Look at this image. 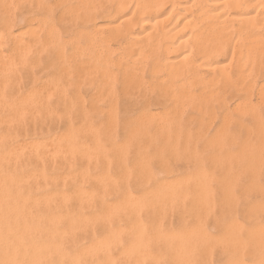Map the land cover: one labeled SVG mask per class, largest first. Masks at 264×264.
<instances>
[{
    "label": "rangeland",
    "instance_id": "rangeland-1",
    "mask_svg": "<svg viewBox=\"0 0 264 264\" xmlns=\"http://www.w3.org/2000/svg\"><path fill=\"white\" fill-rule=\"evenodd\" d=\"M165 1L0 0V224L14 230L0 225V264H264V20L255 32L220 23L230 33L213 42V25L202 26L197 40L219 51L206 48V60L187 37L181 49L193 52L173 76L165 60L180 52H162L155 30L118 23L119 7L129 15L137 3H157L147 18L159 30L174 5L194 10V0Z\"/></svg>",
    "mask_w": 264,
    "mask_h": 264
},
{
    "label": "bare ground",
    "instance_id": "bare-ground-1",
    "mask_svg": "<svg viewBox=\"0 0 264 264\" xmlns=\"http://www.w3.org/2000/svg\"><path fill=\"white\" fill-rule=\"evenodd\" d=\"M132 1V0H131ZM175 1V0H174ZM185 1H187V0H185ZM119 2V1H118ZM163 2H164V0H163ZM165 2H167V0L165 1ZM129 3V2H128ZM113 4V3H112ZM165 4V3H164ZM166 4H168V3H166ZM193 5H194V7H193V9L194 10H192V11H190V9L192 8V6H191V2L190 3H188V2H183V3H181V4H178V7H177V9H175V7L173 6V8L174 9H172L168 14H169V19L170 20H172L173 22H171V26L169 27V28H167L166 30L163 28V30H159L158 29V27L156 26V24H157V22H153L152 20H148V18L147 17H149V16H153V15H156V13H154L155 12V9L157 8V3L156 2H150V3H146V4H140V3H137L136 5H135V7H133L134 8V10L129 14V15H126L127 14V8L126 9H122V7L120 6L119 8H121V10H120V12H118L119 10H118V7H116L117 8V12L119 13V17L121 16V19H119V24H121L122 25V23L124 22V24H125V22H127V23H129L130 25L132 24L133 25V29H134V25H139L141 28H142V30H146L147 28L148 29H151L152 30V32L155 30V32H153L154 34L156 33V36H157V34H159V36L160 37H163L164 38V40H165V43H164V45H163V48H162V52L164 51L165 53H167V54H169V55H171L170 53H172V52H175L173 55H177L179 52V55L178 56H176V57H174V58H169L167 61L165 60V68H166V66L169 68V70H170V73H172L173 72V76H174V72L176 73V72H180V66L183 64V62H184V60H185V58H186V56H187V54H188V56H189V51L191 52H193V50H192V48H190V50L189 51H184L183 49H181L182 48V45L184 44V43H186L187 41H188V38H190V37H195V41H196V43H197V45H196V43H195V45L197 46V48H198V52H199V54L201 53L203 56H204V58L207 56H209L208 55V52H209V49L207 50L206 48H210L211 49V45L210 46H208V47H206L205 48V46H203V45H205V44H203V42L202 43H200L199 41L201 40V39H199L200 38V28H202V26H204V25H206V24H210V25H215V24H211V22H213V21H217L219 24L221 23H223V25H227V24H225V22L227 23V21L228 22H230V21H232L233 20V22L236 20V22L237 21H240V22H242L243 24H245V27H242L243 28V30H244V28L247 30V32H248V30H252V31H256V29L258 28L259 29V27H257L258 25L257 24H259V23H257V22H260V25L259 26H262V24H261V21H259V20H262V22H263V20H264V0H194V2L192 3ZM114 5H116V4H114ZM130 5V4H129ZM132 5V4H131ZM119 6V5H118ZM189 12H191V14H188ZM139 14V15H138ZM89 16H93V15H89ZM88 18V17H87ZM93 18H94V16H93ZM257 18H259L258 19V21H257ZM106 19V18H105ZM121 20V21H120ZM90 22V21H89ZM115 22V21H114ZM122 22V23H121ZM167 22V21H166ZM126 23V24H127ZM112 24V23H111ZM170 24V23H169ZM220 24V25H221ZM243 24H239L240 26H242ZM118 25V24H117ZM129 25V26H130ZM219 25V26H220ZM223 25H221V27H211V30L208 32V34H207V36L210 38V40L213 42V41H216V39H218V37L220 36V33L221 34H223V32L225 33V31L227 30V26H223ZM232 24H231V22H230V26H231ZM116 26V25H115ZM115 26L113 25V26H109V27H114L115 28ZM120 26V25H119ZM118 26V27H119ZM179 26V27H178ZM215 26H217V25H215ZM244 26V25H243ZM106 27V26H105ZM117 27V26H116ZM118 27L117 28H115V30L116 29H118ZM125 28H129L128 26L126 27V26H124ZM132 27V26H131ZM162 27H163V25H162ZM229 27V26H228ZM254 27H256V29L255 30H253V28ZM110 28V29H111ZM141 28H140V30H141ZM183 28V29H182ZM184 28L186 29V28H188L189 29V31L190 32H188V36H187V34H186V38L185 39H182L183 38V35L186 33H184L183 35L181 34L182 32L181 31H183L184 30ZM120 29V28H119ZM121 29H124V28H121ZM132 29V28H131ZM132 29V30H133ZM147 29V30H148ZM180 29H181V31H180ZM226 29V30H225ZM230 29V28H229ZM233 29V28H232ZM240 29V28H239ZM260 29H261V27H260ZM259 29V30H260ZM94 30H95V28H94ZM98 30V29H97ZM112 30V29H111ZM114 30V29H113ZM126 30V29H125ZM141 30V31H142ZM238 30V29H237ZM241 30V29H240ZM240 30H239V35H240ZM90 31V30H89ZM96 31V30H95ZM139 31V30H138ZM159 31H161V32H159ZM227 31H230V30H227ZM226 31V32H227ZM249 31V32H250ZM101 32V31H100ZM114 32V31H113ZM126 32H129V30L127 31L126 30ZM125 32V33H126ZM130 32H131V30H130ZM140 32V31H139ZM143 32V31H142ZM184 32V31H183ZM232 32V31H231ZM238 32V31H237ZM246 32V31H245ZM253 32V33H254ZM90 33V32H89ZM92 33V32H91ZM105 33V32H104ZM110 33H112L111 31H110ZM153 33H152V35H153ZM227 33H230V32H227ZM224 34L225 35V37H226V35H228V34ZM250 33H252V32H250ZM249 33V36H251L252 34H250ZM96 34V33H95ZM117 34V33H116ZM122 34V33H121ZM129 34V33H128ZM151 34V33H150ZM88 35V34H87ZM86 35V36H87ZM91 35V34H90ZM99 35V34H98ZM120 35V34H119ZM126 35V34H125ZM132 35V34H131ZM130 35V36H131ZM144 35V34H143ZM233 35V34H232ZM244 35H246L245 33H244ZM248 35V34H247ZM94 36H96V35H94ZM113 36V35H112ZM128 36V35H127ZM151 36V35H150ZM155 36V35H154ZM153 36V37H154ZM206 36V37H207ZM231 36V35H230ZM256 35L254 34V37H255ZM259 36H261V35H259ZM109 37V36H108ZM116 37V36H115ZM141 37V36H140ZM140 37H139V39H140ZM147 37V36H146ZM188 37V38H187ZM223 37V36H222ZM243 37V36H242ZM246 39H248L249 37L248 36H244ZM248 37V38H247ZM254 37H251L252 39H250L251 41H253L252 42V44H253V46H255V48H256V46L257 47H261L260 46V43L259 42H261V43H263L261 40L259 41V42H257V41H255L254 42ZM111 38V37H110ZM224 38V37H223ZM236 38H240V37H236ZM256 38V37H255ZM258 38H260V37H258ZM262 38V37H261ZM263 38H264V36H263ZM263 38H262V40H263ZM89 39V38H88ZM114 39V38H113ZM134 39V38H133ZM138 39V38H137ZM148 39V38H147ZM197 39H199V41L197 40ZM228 39H229V37H228ZM257 39V38H256ZM107 40H108V38H107ZM111 40V39H110ZM135 40V39H134ZM144 40V39H143ZM191 40V39H190ZM207 39H205L204 41H206ZM237 40V39H236ZM258 40V39H257ZM136 41V40H135ZM202 41V40H201ZM248 41H249V39H248ZM250 41V42H251ZM264 41V40H263ZM145 42V41H144ZM147 42V41H146ZM157 43H158V41H156ZM209 42V41H208ZM207 42V43H208ZM250 42H249V44H247V47L245 48V49H247L248 48V45L250 46L251 44H250ZM136 43V42H135ZM143 43V42H142ZM149 43V42H148ZM155 43V42H154ZM211 43V42H210ZM209 43V44H210ZM108 44V43H107ZM151 44V43H150ZM203 44V45H202ZM246 44V43H245ZM255 44V45H254ZM109 45V44H108ZM135 45V44H134ZM159 45V44H158ZM192 44H190V46H191ZM208 45V44H207ZM214 47L210 50V53H211V51L213 52V51H219V48H218V44L216 45V44H212ZM263 47H264V45L263 44H261ZM105 46V45H104ZM128 46V45H127ZM223 46V45H222ZM239 46H240V44H239ZM242 46V45H241ZM121 47V46H120ZM151 47H153L152 46V44H151ZM159 47V46H158ZM161 47H162V44H161ZM160 47V48H161ZM192 47V46H191ZM244 47V46H243ZM263 47H261L262 49H263ZM144 48V47H143ZM142 47L140 48V49H143ZM156 48V47H155ZM158 49V50H160L161 51V49ZM238 48L239 47H237V50H238ZM251 48V47H250ZM254 48V47H253ZM252 48V49H253ZM124 49H125V47H124ZM195 49V48H194ZM222 49L224 50L225 49V47H222ZM249 49V48H248ZM257 49H259V48H256L255 50H257ZM111 50V49H110ZM150 50H151V48H150ZM207 50V52H205ZM240 50H242V49H240ZM264 50V49H263ZM107 51H108V49H107ZM127 51V50H126ZM125 51V52H126ZM184 51V52H183ZM246 51V50H245ZM250 51H252V50H250ZM261 51V50H260ZM110 52V51H109ZM141 52V51H140ZM185 52H188V53H186V56H185ZM221 52V51H220ZM237 52H239V51H237ZM255 52V51H254ZM262 52V51H261ZM103 53V52H102ZM105 53V52H104ZM111 53V52H110ZM143 53V52H142ZM152 53V52H151ZM154 53V52H153ZM155 53H156V50H155ZM159 53V52H158ZM217 53H219V52H217ZM241 53H243V51L241 52ZM248 53V52H247ZM252 53V52H251ZM258 53V52H257ZM107 54H109V53H107ZM144 54V53H143ZM148 53L146 52V55H147ZM200 54V55H201ZM214 54H216V52L214 53ZM263 54V53H262ZM106 55V54H105ZM122 55V54H121ZM126 55V54H125ZM145 55V54H144ZM150 55V54H149ZM168 55V56H169ZM206 55V56H205ZM232 55V54H231ZM241 55V54H240ZM255 55V54H254ZM264 55V54H263ZM90 56V55H89ZM107 57H108V55H106ZM119 56V55H118ZM152 56H154V55H152ZM187 56V57H188ZM194 56H196V55H194ZM199 56V55H198ZM211 56V55H210ZM252 56H253V53H252ZM258 56V55H257ZM260 56V55H259ZM147 58H148V56H146ZM199 57H201V56H199ZM206 57V58H207ZM213 57V56H212ZM237 57H239L238 55H237ZM241 57V56H240ZM240 57H239V59H240ZM244 57V56H243ZM246 57H248V56H246ZM261 57V56H260ZM106 58V57H105ZM123 58V57H122ZM141 58H143V57H141ZM159 58V57H158ZM208 58H210V57H208ZM208 58L206 59V60H208ZM90 59H92V58H90ZM150 59H151V56H150ZM153 59V58H152ZM165 59V58H164ZM231 59V58H230ZM238 59V60H239ZM244 59H245V57H244ZM259 59H261V58H259ZM263 59V58H262ZM88 60V59H87ZM104 60V59H103ZM121 60V59H120ZM143 60V59H142ZM145 60V59H144ZM155 60H157V58L155 59ZM159 60V59H158ZM190 60V59H189ZM202 60H203V58H202ZM216 60V59H215ZM233 60V59H232ZM255 60V59H254ZM81 61V60H80ZM105 61V60H104ZM107 61H108V59H107ZM137 61V60H136ZM187 61V60H186ZM259 61V60H258ZM77 62V61H76ZM75 62V63H76ZM84 62V61H83ZM106 62V61H105ZM207 62V61H206ZM210 62V61H209ZM251 62H253V61H251ZM82 63V62H81ZM86 63V62H85ZM122 63V62H121ZM140 63V62H139ZM153 63H154V61H153ZM157 63V62H156ZM217 62H214V63H212V61H211V63H209V64H211V67L210 66H208L210 69H215V67H216V64ZM247 63V62H246ZM261 63V62H260ZM80 64V63H79ZM79 64H77V66L79 65ZM84 64V63H83ZM102 64V63H101ZM105 64V63H104ZM107 64H109V63H107ZM116 64V63H115ZM118 64H119V62H118ZM117 64V65H118ZM123 64V63H122ZM138 64V63H137ZM143 64V63H142ZM158 64V63H157ZM163 64V63H162ZM161 64V65H162ZM216 64V65H215ZM243 64H245V63H243ZM248 64V63H247ZM250 64H252V63H250ZM255 64H256V61H255ZM90 65V64H89ZM112 65V64H111ZM208 65V64H207ZM246 65V64H245ZM264 65V64H263ZM81 66V65H80ZM85 66V65H84ZM88 66V65H87ZM94 66V65H93ZM120 66V65H119ZM118 66V67H119ZM127 66V65H126ZM133 66V65H132ZM134 66H136V64L134 65ZM142 66V65H141ZM91 67V66H90ZM95 67V66H94ZM128 67V66H127ZM143 68H144V66H142ZM213 67V68H212ZM243 67V66H242ZM241 67V68H242ZM255 67V66H254ZM91 68H93V67H91ZM91 68H89L90 70H92ZM106 68V67H105ZM150 68V67H149ZM152 68V67H151ZM253 68V67H252ZM85 69V68H84ZM89 69H87V70H89ZM174 70V71H172V70ZM196 69H198V68H196ZM251 69V68H250ZM94 70V69H93ZM92 70V71H93ZM107 70V69H106ZM114 70V69H113ZM127 70H129V69H127ZM160 70H161V68H160ZM159 70V71H160ZM183 70H185V69H183ZM258 70V69H257ZM85 71V70H84ZM104 72H105V70H103ZM126 71V70H125ZM135 71V70H134ZM172 71V72H171ZM206 71H208V70H206ZM215 70H213V72H214ZM72 72V71H71ZM109 72V71H108ZM136 72V71H135ZM139 72V71H138ZM153 72V71H152ZM158 72V71H157ZM161 72V71H160ZM212 72V71H211ZM216 72V71H215ZM248 72H250V70L248 71ZM85 73V72H84ZM101 73V72H100ZM114 73V72H113ZM127 73V72H126ZM131 73V72H130ZM145 73V72H144ZM156 73V72H155ZM168 73H169V71H168ZM182 73V72H181ZM82 74V73H81ZM99 74V73H98ZM125 74V73H124ZM129 74V73H128ZM132 74V73H131ZM152 74H154V73H151V76H152ZM159 74V73H158ZM223 74V73H222ZM225 74V73H224ZM85 75V74H84ZM101 75V74H100ZM102 75H103V73H102ZM101 75V76H102ZM155 75V74H154ZM186 75V74H185ZM212 75V74H211ZM214 75V74H213ZM94 76V75H93ZM125 76V75H124ZM175 76H176V74H175ZM180 76H181V74H180ZM199 76V75H198ZM200 76H201V74H200ZM223 76V75H222ZM222 76H221V78H222ZM226 77H227V74L225 75ZM242 76V75H241ZM244 76V75H243ZM65 77H66V75H65ZM100 77V76H99ZM106 77H109V76H106ZM121 77V76H120ZM128 77H129V75H128ZM127 77V78H128ZM155 77V76H154ZM169 77H170V75H169ZM186 77V76H185ZM194 77V76H193ZM214 77V76H213ZM226 77H224L223 76V80H228ZM122 78V77H121ZM127 78H126V80H127ZM130 78V77H129ZM139 78V77H138ZM175 78V77H174ZM173 78V79H174ZM181 78V77H180ZM183 78H184V76H183ZM225 78V79H224ZM79 79V78H78ZM99 79V78H98ZM100 79H101V77H100ZM131 79V78H130ZM162 79V78H161ZM168 79V78H167ZM193 79V78H192ZM192 79H190V80H192ZM198 80H199V78H197ZM212 79H214V78H210V80H212ZM218 79H220V78H218ZM232 79V78H231ZM237 79V78H236ZM244 79V78H243ZM77 80V79H76ZM80 80L81 79H79V81L78 82H80ZM106 78H105V82L104 83H106ZM133 80V79H132ZM144 80V79H143ZM157 80H160V78H158ZM171 80V79H170ZM176 80V79H175ZM217 80V79H216ZM230 80V79H229ZM240 80H241V78H240ZM100 81V80H99ZM108 81V80H107ZM124 81V80H123ZM123 81H122V83H123ZM196 81V80H195ZM195 81H193V82H195ZM204 81V80H203ZM244 81V80H243ZM121 82V81H120ZM163 82V81H162ZM216 82V81H215ZM221 82V81H220ZM224 82V81H223ZM82 83V82H81ZM95 83V82H94ZM99 83V82H98ZM114 83V82H113ZM132 83H134V82H132ZM160 83V82H159ZM190 83V82H189ZM209 83H211V82H209ZM208 83V84H209ZM213 83V82H212ZM225 83H227V82H225ZM225 83H223V84H225ZM231 83V82H230ZM236 83V82H235ZM244 83V82H243ZM80 84V83H79ZM115 84V83H114ZM158 84V83H157ZM239 84V83H238ZM148 85V84H147ZM155 85V84H154ZM161 85V84H160ZM213 85H214V83H213ZM217 85V84H216ZM222 85V84H221ZM247 85V84H246ZM78 86V85H77ZM105 86V85H104ZM116 86V85H115ZM123 86V85H122ZM126 86H128V85H126ZM134 86V85H133ZM141 86V85H140ZM156 86V85H155ZM162 86V85H161ZM208 86V85H207ZM212 86V85H211ZM236 86V85H235ZM244 86V85H243ZM242 86V87H243ZM92 87V86H91ZM107 87V86H106ZM110 87H112V86H110ZM123 87H125V86H123ZM123 87L121 88L122 89V91L124 92V90H123ZM131 87V86H130ZM143 87V86H142ZM165 87V86H164ZM177 87H179V86H177ZM204 87V86H203ZM242 87H240V88H242ZM248 87V86H247ZM264 87V86H263ZM263 87H261V88H263ZM56 88H58V87H56ZM76 88V87H75ZM114 88V87H113ZM127 88V87H126ZM129 88V87H128ZM136 88V87H135ZM155 88V87H154ZM158 88V87H157ZM156 88V89H157ZM159 88H161V87H159ZM166 88H168L167 87V85H166ZM186 88V87H185ZM215 88V87H214ZM220 88V87H219ZM245 88V87H244ZM131 89H133L134 90V88H130V90ZM155 89V90H156ZM172 89H174V88H172ZM189 89V88H188ZM192 89V88H191ZM205 89V88H204ZM223 89V88H222ZM226 89H228V86L226 87ZM251 89V88H250ZM53 90H55V89H53ZM57 90V89H56ZM60 90V89H59ZM141 90V89H140ZM161 90V89H160ZM187 90V89H186ZM203 90V89H202ZM207 90V89H206ZM217 90V89H216ZM220 90V89H219ZM230 90V89H229ZM238 90V89H237ZM248 90V89H247ZM246 90V91H247ZM121 91V90H120ZM119 91V92H120ZM125 91H126V89H125ZM163 91V90H162ZM165 91V90H164ZM163 91V92H164ZM167 91L169 92V90H166V92L165 93H167ZM170 91H172L171 89H170ZM174 91V90H173ZM183 91H185V89H183ZM189 91V90H188ZM211 91V90H210ZM215 91V90H214ZM226 91V90H225ZM35 92V91H34ZM37 92V91H36ZM76 92H78V91H76ZM93 92H95V91H93ZM130 92V91H129ZM180 92V91H179ZM190 92V91H189ZM194 92V91H193ZM200 92V91H199ZM204 92V91H203ZM243 92V91H242ZM248 92H251V91H249L248 90ZM261 93H262V91H260ZM259 92V93H260ZM31 93V92H30ZM29 93V94H30ZM138 93V92H137ZM160 93H161V91H160ZM173 93V92H172ZM201 93V92H200ZM215 93V92H214ZM226 93V92H225ZM57 94V93H56ZM55 94V95H56ZM79 94V93H78ZM95 94V93H94ZM93 94V95H94ZM96 94H98V93H96ZM95 94V95H96ZM123 94H125V92L123 93ZM130 94V93H129ZM133 94H135V93H133ZM143 94V93H142ZM174 94V93H173ZM190 94V93H189ZM188 94V95H189ZM194 94H197L196 92H194ZM207 94V93H206ZM234 94V93H233ZM263 94V93H262ZM80 95V94H79ZM131 95H132V93H131ZM144 95V94H143ZM168 95H170V94H168ZM177 95V94H176ZM182 95V94H181ZM183 95H185L186 96V94H183ZM191 95V94H190ZM203 95V94H202ZM201 95V96H202ZM207 95H211L210 93L209 94H207ZM244 95V94H243ZM246 95V94H245ZM29 96V95H28ZM107 96H108V94H107ZM110 96H113V95H110ZM124 96H127V95H123V97ZM159 96V95H158ZM164 96V95H163ZM171 96V95H170ZM175 96V95H174ZM197 96H199V94L197 95ZM213 96V95H212ZM215 96V95H214ZM223 96V95H222ZM247 96V95H246ZM260 96V95H259ZM263 96H264V94H263ZM25 97H27V96H25ZM83 97V96H82ZM91 97H92V95H91ZM94 97H96V96H94ZM94 97H92V98H94ZM103 97H105V95L103 96ZM128 97V96H127ZM149 97V96H148ZM165 97V96H164ZM172 97V96H171ZM179 96H177L176 98H178ZM218 97V96H217ZM232 97V96H231ZM30 98V97H29ZM29 98H27V99H29ZM81 98V97H80ZM92 98L90 99V100H92ZM108 98H109V96H108ZM117 98V97H116ZM169 98V97H168ZM203 98H205V97H203ZM26 99V98H25ZM95 99V98H94ZM107 99V98H106ZM118 99V98H117ZM171 99V98H170ZM175 99V98H174ZM207 99V98H206ZM261 99H262V96H261ZM261 99H260V101H261ZM195 100H197L196 98H195ZM209 100H211V99H209ZM216 100V99H215ZM220 100V99H219ZM225 100V99H224ZM228 100H229V98H228ZM81 101V100H80ZM99 101H102V100H99ZM112 101H114V100H112ZM180 101H181V98H180ZM193 101V100H192ZM199 101V100H198ZM226 101V100H225ZM224 101V102H225ZM84 102V101H83ZM115 102V101H114ZM185 102H187V101H185ZM200 102V101H199ZM214 102H216V101H214ZM223 102V103H224ZM94 103H96V102H94ZM110 103H112V102H110ZM116 103V102H115ZM149 103V102H148ZM174 103V102H173ZM176 103V102H175ZM184 103V102H183ZM190 103V102H189ZM202 103V102H201ZM207 103H209V102H207ZM222 103V102H221ZM222 103V104H223ZM245 103H246V100H245ZM245 103H243V104H245ZM264 103V102H263ZM82 104V103H81ZM90 104V103H89ZM147 104V103H146ZM181 104V103H180ZM185 104V103H184ZM191 104V103H190ZM219 104V103H218ZM225 104V103H224ZM227 104V103H226ZM238 104H240V102L238 103ZM237 104V105H238ZM260 104V103H259ZM83 105V104H82ZM111 105H114V104H111ZM144 105V104H143ZM171 105V104H170ZM188 105V104H187ZM186 105V106H187ZM90 106H92V105H90ZM94 106V105H93ZM97 106V105H96ZM174 106V105H173ZM185 106V107H186ZM193 108H194V106H195V104L193 103ZM197 106H198V104H197ZM224 106V105H223ZM241 106H243L244 107V105H241ZM117 107V106H116ZM178 107H180V105H178ZM189 107V106H188ZM252 107V106H251ZM258 107V106H257ZM21 108V107H20ZM85 108V107H84ZM96 108L97 107H95V110H96ZM109 108H111V107H109ZM109 108H108V110H109ZM170 108V107H169ZM168 108V109H169ZM171 108L173 109V107L171 106ZM182 108H183V105H182ZM192 108V107H191ZM212 108V107H211ZM214 108V107H213ZM116 108L114 107V110H115ZM145 109V108H144ZM167 109V110H168ZM186 109H187V107H186ZM224 109V108H223ZM233 109V108H232ZM235 109V108H234ZM239 109H241V108H239L238 107V111H239ZM250 109V108H249ZM19 110V109H18ZM21 110V109H20ZM92 110V109H91ZM93 110H94V108H93ZM98 110H99V108H98ZM105 110V109H104ZM167 110H166V112L165 113H167ZM180 110V109H179ZM183 110H185L184 108H183ZM192 110V109H191ZM196 110H197V108H196ZM248 110V109H247ZM252 110V109H251ZM253 110H256V109H253ZM252 110V111H253ZM77 111V110H76ZM90 110H88L87 112H89ZM101 111V110H100ZM233 111V110H232ZM237 111V110H236ZM235 111V112H236ZM249 111V110H248ZM258 111V110H257ZM20 112V111H19ZM96 112V111H95ZM94 112V113H95ZM101 112H103V110L101 111ZM148 112V111H147ZM196 112H198V111H196ZM230 112V111H229ZM242 112V111H241ZM251 112V111H250ZM72 113V112H71ZM97 113V112H96ZM146 113V112H145ZM159 113V112H158ZM170 113H171V111H170ZM175 113V112H174ZM178 113V112H177ZM209 113H211L210 111H209ZM237 113V112H236ZM249 113V112H248ZM15 114V113H14ZM116 114V113H115ZM152 114V113H151ZM172 114V113H171ZM181 114V113H180ZM179 114V115H180ZM212 114V113H211ZM227 114V113H226ZM229 114H232V113H229ZM244 114H246V112L244 113ZM74 115V114H73ZM141 115V114H140ZM147 115H149V114H147ZM174 115V114H173ZM177 115V114H176ZM213 115V114H212ZM240 115V114H239ZM5 155V154H4ZM9 158V157H8ZM18 158V157H17ZM6 160H7V158H6ZM12 160V159H11ZM18 160V159H17ZM12 163V162H11ZM1 164V163H0ZM12 166V165H11ZM5 168V167H4ZM7 169V168H6ZM4 171H5V169H4ZM35 172V171H34ZM33 172V173H34ZM4 174V173H3ZM10 174V173H9ZM13 175V174H12ZM2 176V175H1ZM32 176V175H31ZM6 177V176H5ZM5 177H3V178H5ZM9 177V176H8ZM24 177V176H23ZM28 177V176H27ZM30 177V176H29ZM10 178V177H9ZM25 178V177H24ZM36 178V177H35ZM11 179V178H10ZM27 179V178H26ZM23 180V179H22ZM36 180V179H35ZM12 182H13V180H11ZM19 181V180H18ZM24 181H25V179H24ZM44 182V181H43ZM11 183V182H10ZM25 183V182H24ZM13 184H14V182H13ZM36 184V183H35ZM8 185H9V183H8ZM0 186H2V184L0 185ZM11 186H13V185H11ZM30 186V185H29ZM35 186V185H34ZM8 187V186H7ZM15 187V186H14ZM24 187H26V186H24ZM28 187V186H27ZM3 188V187H2ZM1 189V188H0ZM6 189V188H5ZM14 189V188H13ZM17 189V188H16ZM9 190V189H8ZM1 191V190H0ZM4 191H6V190H4ZM2 192H3V190H2ZM1 192V193H2ZM17 192V191H16ZM18 192H20V191H18ZM1 193H0V195H1ZM9 193V192H8ZM11 193V192H10ZM57 193V192H56ZM4 194V193H3ZM12 194H13V192H12ZM12 194H9V195H12ZM14 194H15V190H14ZM13 194V195H14ZM8 195V194H7ZM5 196V195H4ZM20 196V195H19ZM7 197V196H6ZM10 197V196H9ZM8 197V198H9ZM59 197V196H58ZM43 198V197H42ZM122 198V197H121ZM2 199V198H1ZM18 199V198H17ZM7 200H9V199H7ZM28 200V199H27ZM126 200V199H125ZM124 200V201H125ZM1 201V200H0ZM20 201H21V198H20ZM35 201V200H34ZM38 201V200H37ZM49 201V200H48ZM51 201V200H50ZM80 201V200H79ZM129 201V200H128ZM127 201V202H128ZM3 202V201H2ZM5 202H7V201H5ZM22 202V201H21ZM32 202V201H31ZM9 203V202H8ZM13 203H15V202H13ZM12 203V204H13ZM16 203H18V202H16ZM43 203V202H42ZM115 203V202H114ZM2 204H4V203H2ZM7 204V203H6ZM19 204V203H18ZM25 204V203H24ZM23 204V205H24ZM53 204V203H52ZM116 204V203H115ZM125 204V203H124ZM97 205V204H96ZM3 206V205H2ZM12 206V205H11ZM16 206H17V204H16ZM26 206V205H25ZM25 206H23V207H25ZM58 206V205H57ZM74 206V205H73ZM10 207V206H9ZM18 207H20L19 205H18ZM27 207V206H26ZM29 207V206H28ZM110 207H111V205H109V209H110ZM112 207H114V206H112ZM0 208H1V206H0ZM3 209H4V207H2ZM13 208V207H12ZM108 208V207H107ZM115 208H116V206H115ZM117 208H118V206H117ZM122 208V207H121ZM7 209V208H6ZM14 209H15V207H14ZM20 209V208H19ZM18 209V210H19ZM26 209V211H27V209L28 208H25ZM24 209V210H25ZM31 209V208H30ZM108 209V210H109ZM113 209V208H112ZM20 210H22V209H20ZM113 210H115V209H113ZM4 211H6V210H4ZM8 211H9V209H8ZM15 211V210H14ZM28 211H30V210H28ZM41 211V210H40ZM75 211V210H74ZM111 209H110V211H107V212H110L111 213ZM1 212H2V209H1ZM0 212V215L3 213H1ZM11 212V211H10ZM9 212V213H10ZM22 212V211H21ZM64 212V211H63ZM72 212H73V210H72ZM100 212V211H99ZM105 212H106V210H105ZM106 212V213H107ZM115 212H117L116 210H115ZM8 213V214H9ZM13 213V212H12ZM23 213V212H22ZM113 213V212H112ZM16 214V213H15ZM14 214V215H15ZM75 214V213H74ZM105 214V213H104ZM109 214V213H108ZM6 215V214H5ZM4 215V218H6V216ZM11 214H9V216H10ZM17 215V214H16ZM24 215H26V214H24ZM36 215V214H35ZM65 215V214H64ZM71 215H72V213H71ZM100 215V214H99ZM107 215V214H106ZM135 215V214H134ZM12 216H13V214H12ZM31 216V215H30ZM109 215H107V217H108ZM65 217V216H64ZM87 217V216H86ZM93 216H91L90 217V219L92 218ZM116 217V216H115ZM2 218H3V216H2ZM13 218V217H12ZM15 218V217H14ZM13 218V219H14ZM23 218H24V216H23ZM58 218V217H57ZM60 218V217H59ZM79 218V217H78ZM1 219V218H0ZM54 219V218H53ZM66 219H68V217H66ZM71 219V218H70ZM81 219V218H80ZM79 219V220H80ZM94 219V218H93ZM92 219V220H93ZM3 220V219H2ZM24 220V219H23ZM131 220V219H130ZM1 221V220H0ZM9 221V220H8ZM18 221V220H17ZM21 220H19V222H20ZM28 221V220H27ZM74 221V220H73ZM95 221V220H94ZM102 221V220H101ZM1 222H3L4 223V221H1ZM7 222V221H6ZM16 222V221H15ZM48 222V221H47ZM68 222H70V221H68ZM89 222H90V220H89ZM103 222V221H102ZM131 222V221H130ZM9 223V222H8ZM78 223V222H77ZM91 223V222H90ZM20 224V223H19ZM21 224H22V222H21ZM28 224V223H27ZM52 224V223H51ZM82 224H83V222H82ZM133 224V223H132ZM0 225H4V224H0ZM5 225H6V223H5ZM4 225V226H5ZM8 225H14V223L12 224V222L10 223V224H7V226ZM25 225V224H24ZM23 225V226H24ZM85 225V224H84ZM83 225V226H84ZM15 226V225H14ZM19 226V225H18ZM82 226V225H81ZM2 227V226H1ZM0 227V228H1ZM6 227V226H5ZM21 227V226H20ZM4 228V227H3ZM3 228H1V229H3ZM8 227H6V229H5V231H4V235L6 236L7 234H6V232H8V234L10 233V232H12V231H14L13 230V226L12 227H10L9 229H11L10 230V232H9V230L7 229ZM24 228V227H23ZM23 228H22V230H23ZM34 228V227H33ZM81 228H83V227H81ZM120 228V227H119ZM65 229V228H64ZM69 229V228H68ZM117 230H118V228H116ZM8 230V231H7ZM20 230V229H19ZM18 230V231H19ZM22 230H20V231H22ZM26 230H28V229H26ZM61 230V229H60ZM70 230V229H69ZM1 231V230H0ZM19 231V232H20ZM35 231V230H34ZM84 231V230H83ZM110 231V230H109ZM115 231V230H114ZM39 232V231H38ZM113 232V231H112ZM116 232V231H115ZM1 233H3V231H1ZM33 233V232H32ZM31 233V234H32ZM117 233V232H116ZM118 233H119V230H118ZM10 234H14V233H10ZM9 234V235H10ZM15 234H17V233H15ZM20 234H21V232H20ZM26 234V233H25ZM40 234V233H39ZM54 234V233H53ZM62 234V233H61ZM2 235V234H1ZM3 235V236H4ZM23 235V234H22ZM28 235V234H27ZM30 235V234H29ZM28 235V237L30 238V236ZM18 236V235H17ZM63 236V235H62ZM115 236V235H114ZM20 237V236H19ZM19 237H17V238H19ZM23 237V236H22ZM27 237V236H26ZM41 236H39V238H40ZM112 237H113V235H112ZM118 236H116L115 238H117ZM12 238V237H11ZM16 238V237H15ZM14 238V239H15ZM21 238V237H20ZM19 238V239H20ZM24 238V237H23ZM114 238V239H115ZM1 239H3V237L1 238ZM9 239H10V236H9ZM14 239H13V241H14ZM61 239V238H60ZM59 239V240H60ZM108 239V238H107ZM112 239V238H111ZM1 241V240H0ZM10 241V240H9ZM12 241V240H11ZM17 241V243H18V241L19 240H16ZM16 241L15 242H12V243H16ZM108 242H109V240H107ZM112 241H113V239H112ZM111 241V242H112ZM22 242V241H21ZM44 242V241H43ZM9 243V242H8ZM20 243V242H19ZM18 243V244H19ZM104 243H106V242H104ZM7 244V243H6ZM11 244V243H10ZM9 244V245H10ZM17 244V245H18ZM97 244V243H96ZM107 244H109V243H107ZM14 245V244H13ZM31 245V244H30ZM93 244H91V246H92ZM95 245V244H94ZM3 246V245H2ZM7 246V245H6ZM19 246V245H18ZM46 246H47V244H46ZM90 246V245H89ZM102 246V245H101ZM103 246H106V245H103ZM5 247V246H4ZM15 247H17L16 245L14 246V248ZM22 248H23V246H21ZM28 247V246H27ZM93 247V246H92ZM98 247V246H97ZM9 248V247H8ZM7 248V249H8ZM13 247H10V249H12ZM14 248H13V250H14ZM37 248V247H36ZM59 248V247H58ZM90 248V247H89ZM4 249V248H3ZM6 249V248H5ZM17 249V248H16ZM20 249V248H19ZM55 249V248H54ZM88 250V249H87ZM87 250H85V251H87ZM5 251V250H4ZM3 251V252H4ZM25 251V250H24ZM29 251V250H28ZM89 251V250H88ZM2 252V253H3ZM20 252H21V254H22V251L20 250ZM31 252V251H30ZM83 252H84V250H83ZM12 253V252H11ZM24 253V252H23ZM47 253V252H46ZM87 253V252H86ZM89 253V252H88ZM14 254V253H13ZM18 255H20L19 253H18ZM6 256V255H5ZM12 256V255H11ZM15 256V255H14ZM17 256V255H16ZM15 256V257H16ZM26 256V255H25ZM9 257V256H8ZM77 257V256H76ZM28 258V257H27ZM40 258V257H39ZM8 259H10V258H8ZM12 259V258H11ZM10 259V260H11ZM31 260H35V258L34 259H31ZM7 261V260H6ZM9 261V260H8ZM18 262H20V261H18ZM28 262V261H27ZM33 262V261H32ZM74 262V261H73ZM36 263H37V261H36ZM8 264V263H7ZM17 264V263H16ZM27 264V263H26ZM32 264V263H31ZM34 264V263H33Z\"/></svg>",
    "mask_w": 264,
    "mask_h": 264
}]
</instances>
